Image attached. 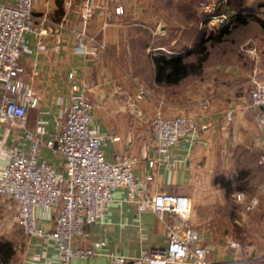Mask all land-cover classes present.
<instances>
[{"label": "crops", "instance_id": "1", "mask_svg": "<svg viewBox=\"0 0 264 264\" xmlns=\"http://www.w3.org/2000/svg\"><path fill=\"white\" fill-rule=\"evenodd\" d=\"M82 1L31 0L33 13L45 17L42 22L45 30L38 35L24 32L25 48L20 61L25 68L24 76L37 95V102L26 109L27 125L42 119L46 130H50L57 111L67 102L70 79L84 83L85 93L92 103L89 124L104 134L100 143L104 156L110 159L114 151L123 150L135 154L134 175L140 177L148 169L152 174L143 186L144 191L162 189L187 196L189 210L185 220L168 211L162 213V219L189 224L193 232L189 248L201 244L207 250L202 256L204 261L189 251L176 264H260V256L264 258V235H258V227L254 228V233L241 229L258 219L248 220V223L241 210L227 212L224 188L213 181L215 173H226L236 154L242 155L236 150L238 146L248 148L256 161L262 149L264 114L249 103L245 85L236 91L230 90L225 81L215 78L196 87L192 72L175 82L155 81L151 58L148 80L142 79L143 74L132 64L138 59L134 51L136 30H140V37L142 29H151L150 25L155 23L161 28L159 35H163L173 23L188 20L190 8L177 5L176 0H88L97 5L84 23L79 15ZM114 3H120L122 11H113ZM79 28L103 40L104 49L97 57L74 48V30ZM179 35L180 31L167 45H152L154 51H180L184 59L192 58L191 51L184 48L191 46L193 36L187 34L186 39H182L180 35L181 39H177ZM37 38L43 47L36 46ZM142 46L146 48L147 44L143 41ZM205 67L210 75L214 70L226 69V65L220 63ZM69 70L73 72L72 78L67 76ZM247 73H250L248 69L239 68L243 77ZM140 81L144 83L145 94L136 98V84ZM156 99L162 101L164 113L188 112L199 124L193 145L182 147L179 141L170 145L173 161L168 167L160 161L149 167L146 162L156 153L149 130V117ZM16 130L6 120L0 121V165L6 160L7 147L14 141ZM38 154L57 169L62 168L61 156L45 145L40 144ZM15 209L11 197L0 195V264H54L52 240L23 233L13 218ZM34 210L38 221L49 226L52 211L39 206ZM84 229L85 237L74 235V242L99 238L103 243L95 253L74 256L72 259L79 264H111L108 251L136 254L140 247L166 241L163 222L156 220L149 208L136 210L128 190L122 185L114 188L113 198L101 216L87 223ZM230 240H236L238 245L230 244ZM256 257L259 259L255 260Z\"/></svg>", "mask_w": 264, "mask_h": 264}, {"label": "built area", "instance_id": "2", "mask_svg": "<svg viewBox=\"0 0 264 264\" xmlns=\"http://www.w3.org/2000/svg\"><path fill=\"white\" fill-rule=\"evenodd\" d=\"M201 3L216 30L220 26H228L229 6L226 0H202ZM95 5L88 0L82 1L79 8L82 23L88 19ZM216 6L218 9L211 12ZM112 8L115 12L122 11L120 3H114ZM44 19V16L33 13L31 0H0V121L6 120L17 129L14 141L7 147L6 160L0 165V195L15 201L14 220L23 233L52 240L56 256L54 264H79L72 258L97 252L103 240L93 238L77 243L72 240L73 236L85 237V225L101 216L113 198L114 188L122 185L128 190L136 210L149 208L155 219L163 222L166 241L140 247L136 254L108 251L111 264H176L189 251L204 261L202 256L206 246H188L193 235L189 224L164 222L162 219V213L168 211L185 220L189 210L187 196L162 189L144 191L143 186L152 174L148 169L140 177L134 175L135 154L123 150L114 151L110 159L104 156L100 146L104 134L89 124L92 103L85 93L84 83L70 79L67 102L57 111L50 130H46L42 119L27 125L26 109L37 102V95L24 76L25 68L20 56L25 48L24 32L32 31L36 35L43 32ZM74 35V48L85 55L94 58L104 49L103 40L83 28L74 30ZM36 40V46L43 47L42 41ZM67 76L73 77L72 70L67 72ZM249 80V103L264 114V80L255 75ZM144 94L145 87L138 82L134 96L139 98ZM161 104L162 101L156 99L149 117V130L156 152L146 160L149 167L158 161L170 166L173 161L170 145L175 141H179L182 147H190L197 141L199 124L194 117L188 112L166 114ZM40 144L61 156V169L39 157ZM261 145L256 159L264 163V143ZM234 196L243 202L246 209L257 202L255 195L245 196L242 191H235ZM36 206L52 211L49 226L45 227L38 221ZM229 243L238 245L236 240ZM259 262L264 264V258Z\"/></svg>", "mask_w": 264, "mask_h": 264}, {"label": "rangeland", "instance_id": "3", "mask_svg": "<svg viewBox=\"0 0 264 264\" xmlns=\"http://www.w3.org/2000/svg\"><path fill=\"white\" fill-rule=\"evenodd\" d=\"M177 5L183 4L187 6L189 11V19L184 21L178 20V22L171 25L172 28L165 34H160L161 28L155 23H152L150 28L142 29L139 37V31L136 30V45L134 46L135 56L138 58L136 62L132 64L136 67V71L143 74L144 80H148L147 73L150 70V55L155 52V47L152 45L156 43L168 44L169 40L177 35L180 31V35L177 39H186L187 34L193 36L194 42L191 46L184 48L187 51H191L192 54L197 52V48L200 43L205 41V60L200 70L195 73V85L207 84L209 79L223 80L225 81L230 90L233 88L235 91L242 85H245L246 90L250 84L249 78L253 75L258 76L264 80V29L261 28L254 20L250 19L244 24L230 27L228 31L224 32L220 40L207 39L209 32L216 31L214 24L206 17L205 21L202 20V16L206 14V11L202 9V0H176ZM228 6L232 5L231 2L226 1ZM245 5L251 6L255 13L264 18V0H241ZM218 9V7H215ZM213 8L211 12H214ZM214 28V29H212ZM181 37V38H180ZM143 41L147 44L146 48H143ZM166 50V49H165ZM168 51V50H167ZM169 52V51H168ZM212 63H220L226 65V71L221 69L219 71H212L214 74L210 75V70L205 65ZM239 68L248 69L250 73L243 77L239 74ZM218 69V68H217ZM141 82V81H140ZM142 83V82H141ZM144 86V83H142ZM242 155L234 156L230 165L226 169V173H222L229 178L228 189L224 190L226 201V210L229 213H236L238 211L243 212V218L248 220H261L253 221L248 225L243 226L241 229H248L249 232L254 233V228L258 227V235H264V164L257 162L251 155L248 148L245 146H238L236 148ZM249 151V152H248ZM221 173V172H218ZM235 191H242L245 196L255 195L257 197L256 204L246 209L243 207V202L236 199L234 196ZM255 226V227H254ZM261 242V239H259ZM261 259L262 256H260ZM259 259L258 257L255 260ZM260 259V260H261Z\"/></svg>", "mask_w": 264, "mask_h": 264}, {"label": "trees", "instance_id": "4", "mask_svg": "<svg viewBox=\"0 0 264 264\" xmlns=\"http://www.w3.org/2000/svg\"><path fill=\"white\" fill-rule=\"evenodd\" d=\"M231 2L232 5L227 10L228 26H220L216 31L209 32L208 38L212 41L220 40L224 32L228 31L230 27H235L244 24L250 19L254 20L261 28L264 29V18L258 16L251 6L245 5L241 0H226ZM217 7V6H216ZM214 10H217L215 8ZM207 15L202 16L205 21ZM205 41L200 43L197 52L192 54V58L184 59L183 53L177 52H164L158 50L150 55L153 64V79L163 83L175 82L185 74L192 72L197 73L206 56ZM213 181L218 182L223 186L224 190L228 189L229 178L222 173H215Z\"/></svg>", "mask_w": 264, "mask_h": 264}]
</instances>
